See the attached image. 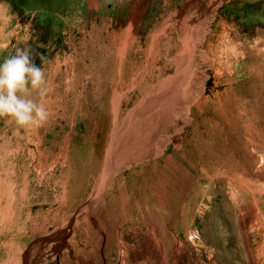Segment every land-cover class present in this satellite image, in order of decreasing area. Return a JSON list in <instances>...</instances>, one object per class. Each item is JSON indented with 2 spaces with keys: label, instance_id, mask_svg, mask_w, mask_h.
Wrapping results in <instances>:
<instances>
[{
  "label": "rangeland",
  "instance_id": "rangeland-1",
  "mask_svg": "<svg viewBox=\"0 0 264 264\" xmlns=\"http://www.w3.org/2000/svg\"><path fill=\"white\" fill-rule=\"evenodd\" d=\"M91 2L0 0V61L31 47L51 89L44 126L0 119V264H241L232 248L249 264L264 16L250 0Z\"/></svg>",
  "mask_w": 264,
  "mask_h": 264
},
{
  "label": "clouds",
  "instance_id": "clouds-1",
  "mask_svg": "<svg viewBox=\"0 0 264 264\" xmlns=\"http://www.w3.org/2000/svg\"><path fill=\"white\" fill-rule=\"evenodd\" d=\"M124 0H92L90 7L99 11L108 5L115 7ZM31 47L17 48L13 55L0 61V119H10L25 130L44 126L51 113L46 98L51 89L45 70L35 63ZM42 63L47 58L36 53Z\"/></svg>",
  "mask_w": 264,
  "mask_h": 264
},
{
  "label": "bare ground",
  "instance_id": "bare-ground-1",
  "mask_svg": "<svg viewBox=\"0 0 264 264\" xmlns=\"http://www.w3.org/2000/svg\"><path fill=\"white\" fill-rule=\"evenodd\" d=\"M141 4V3H140ZM248 8H249V10L250 11H253V12H256V13H258V14H260V15H262V16H264V0H250V3L248 4ZM186 10V9H185ZM185 14V13H184ZM183 15V14H182ZM135 16V15H134ZM208 18V17H207ZM180 19H181V16H180ZM189 19V18H188ZM183 20V19H182ZM202 20V19H201ZM204 20V19H203ZM185 22V21H184ZM182 23H183V21H182ZM186 23V22H185ZM196 23V22H195ZM198 24V23H197ZM201 24V23H200ZM174 25V24H173ZM185 25H187V24H185ZM184 24H183V28H185L184 26H185ZM167 26H168V24H167ZM176 27V26H175ZM198 27H199V25H198ZM138 28V27H137ZM182 28V29H183ZM201 28V27H200ZM203 28V27H202ZM187 29V28H186ZM195 29H196V27H195ZM138 30V29H137ZM184 31V30H183ZM185 33L187 32V30L186 31H184ZM137 33V32H136ZM169 33V32H168ZM183 33V32H182ZM164 34H165V32H164ZM192 34V33H191ZM133 35H135V34H133ZM101 36H103V35H101ZM184 36V35H183ZM134 37V36H133ZM99 38V37H98ZM157 38V37H156ZM134 39V38H133ZM129 40V39H128ZM127 40V41H128ZM136 41V40H135ZM132 42V41H131ZM156 42V41H155ZM192 42V41H191ZM94 43V42H93ZM170 43V42H169ZM126 44H127V42H126ZM133 42L130 44V48H132L133 47ZM154 45V44H153ZM197 45V44H196ZM184 46V45H183ZM99 47V46H98ZM104 47V46H103ZM136 47V46H135ZM168 47V46H167ZM170 47V46H169ZM188 48V47H187ZM100 49V48H99ZM169 49V48H168ZM186 49V48H185ZM241 49V48H240ZM118 50V49H117ZM147 50V49H146ZM198 50V49H197ZM196 50V51H197ZM186 51V50H185ZM224 51V50H223ZM233 51V50H232ZM104 52V51H103ZM121 55H120V66H122L123 65V63H124V61H125V56H126V53H127V45L126 46H124L123 47V50H121ZM135 52V51H134ZM154 52H155V50H154ZM150 54V53H149ZM172 54V53H171ZM177 55V54H176ZM203 55V54H202ZM158 56V55H157ZM185 56V55H184ZM167 57V56H166ZM188 59H189V57H188V55L186 56ZM185 57V58H186ZM185 58H184V60H185ZM191 58V57H190ZM92 59V58H91ZM180 59V58H179ZM188 59H186L187 61H189ZM167 60V59H166ZM169 60V59H168ZM180 61H181V59H180ZM133 62L134 61H132L131 63L133 64ZM110 65V64H109ZM148 65V64H147ZM154 66V65H153ZM157 68V67H156ZM159 69V68H158ZM73 70V69H72ZM86 70V69H85ZM119 72V71H118ZM73 75V74H72ZM130 79V78H129ZM134 80V79H133ZM88 81V80H87ZM123 82V81H122ZM117 87V86H116ZM114 94V93H113ZM120 100V99H119ZM114 105V104H113ZM189 118V117H188ZM188 118H186V119H188ZM186 123V122H185ZM177 124V123H176ZM166 130V129H165ZM163 133V132H162ZM169 136H170V134H169ZM249 138V137H248ZM206 141V140H205ZM201 144V143H200ZM165 146V145H164ZM174 146V145H173ZM203 146V145H202ZM163 150V149H162ZM159 151V150H158ZM157 151V152H158ZM161 152V151H160ZM144 154V153H143ZM210 154V153H209ZM147 155V154H146ZM158 157V156H157ZM143 158V157H142ZM141 158V159H142ZM144 160V159H143ZM137 161V160H136ZM138 163V162H137ZM131 165V164H130ZM147 168V167H146ZM134 173V172H133ZM205 174V173H204ZM241 177V176H240ZM245 177V176H244ZM208 180V179H207ZM242 180V179H241ZM240 181V180H239ZM100 191V190H99ZM101 192H102V190H101ZM233 192V191H232ZM234 196H236L235 194H234ZM183 201V200H182ZM183 204V203H182ZM231 211V210H230ZM262 212V211H261ZM257 213V212H256ZM259 214V213H258ZM245 215V214H244ZM253 214H246V216L244 217V219H243V222H244V225H242V226H247V223L248 222H250L251 220H252V217H254V216H252ZM262 216L260 217L261 218V221L263 220V223H262V226L261 227H259V228H257V234H258V236H260L259 237V239L258 240H254V241H250V238L248 239V237L247 236H249L248 234H246L245 235V238L243 239V244H244V246L243 247H245V251L246 252H244V254L245 253H247L248 255H251V259L250 258H248L247 259V262H248V260L250 259V263L249 264H251V263H253L254 261H253V259H256V258H253V257H255V256H253L252 255V251L254 250V249H256V248H260L259 250L261 251L260 253H262V251L264 250V231L263 232H260V230L261 229H263L264 230V215L263 214H261ZM231 216V215H230ZM256 216H257V214H256ZM233 218V217H232ZM231 218V219H232ZM256 218V217H255ZM230 220V219H229ZM259 220V219H258ZM242 221V220H241ZM228 222V221H227ZM235 222V221H234ZM256 222V221H255ZM154 223V222H153ZM152 223V224H153ZM232 223H233V221H232ZM257 223V222H256ZM234 224V223H233ZM252 224V223H251ZM177 226V225H176ZM229 227V226H228ZM237 227V226H236ZM250 229V228H249ZM253 228H251V230H252ZM228 230V229H227ZM237 230V229H236ZM246 230V229H245ZM255 230V229H254ZM230 231V230H229ZM234 231H235V229H234ZM253 231V230H252ZM225 232V231H224ZM232 233H234L233 231H232ZM235 233H236V231H235ZM234 233V234H235ZM245 233H247V231L245 232ZM248 233H249V231H248ZM233 234V235H234ZM225 235V234H224ZM232 235V234H231ZM226 236V235H225ZM230 236V235H229ZM227 237V236H226ZM232 237V236H231ZM236 237V236H235ZM222 238H223V235H222ZM230 241V244L232 245L233 244V242H235L236 241V238H235V241H234V238L233 239H231V240H229ZM238 242V241H237ZM229 245V244H228ZM242 246V245H241ZM229 248H230V246H228ZM232 247V246H231ZM227 248V247H226ZM235 248V247H234ZM239 248V247H238ZM231 249V248H230ZM84 250V249H83ZM257 250V249H256ZM88 251V250H87ZM231 251V250H230ZM242 251H243V249H242ZM242 251L240 250V251H237L236 249H233L232 248V253L236 256H239V258H240V262H241V264H246L245 263V260L243 259V256L241 255V254H243L242 253ZM227 252V251H226ZM264 252V251H263ZM86 253V252H85ZM225 253V252H224ZM228 253V252H227ZM258 253V252H257ZM254 254V253H253ZM263 254V253H262ZM226 255V254H225ZM224 255V256H225ZM229 255H230V253H229ZM248 255L246 256V257H248ZM255 255V254H254ZM260 256V255H259ZM258 256V257H259ZM231 257V256H230ZM250 257V256H249ZM257 257V258H258ZM232 258H233V256H232ZM231 258V259H232ZM224 260V259H223ZM229 261V260H228ZM231 263V261H229V264ZM263 263H264V260H263ZM248 264V263H247Z\"/></svg>",
  "mask_w": 264,
  "mask_h": 264
}]
</instances>
